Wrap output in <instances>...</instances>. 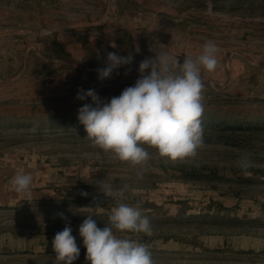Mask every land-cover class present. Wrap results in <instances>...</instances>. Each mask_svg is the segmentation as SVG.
I'll return each instance as SVG.
<instances>
[{
	"label": "rangeland",
	"instance_id": "rangeland-1",
	"mask_svg": "<svg viewBox=\"0 0 264 264\" xmlns=\"http://www.w3.org/2000/svg\"><path fill=\"white\" fill-rule=\"evenodd\" d=\"M209 40L218 64L202 72L195 157L148 148L133 166L92 145L77 118L91 98L78 89L110 101L145 58L182 63ZM108 52L134 59L100 81ZM21 171L33 177L25 194L11 184ZM103 183L123 198H106ZM120 202L139 204L153 234H116L146 244L155 264H264V0H0V264H59L52 239L66 223L73 264H88L79 225L92 216L103 228Z\"/></svg>",
	"mask_w": 264,
	"mask_h": 264
},
{
	"label": "clouds",
	"instance_id": "clouds-1",
	"mask_svg": "<svg viewBox=\"0 0 264 264\" xmlns=\"http://www.w3.org/2000/svg\"><path fill=\"white\" fill-rule=\"evenodd\" d=\"M135 51L138 53L139 48ZM218 51L217 45L209 40L199 55L185 56L182 63L167 53L145 58L139 63V78L134 85L110 101L102 99L95 89H78L77 100L91 98V103H84L78 109L77 117L87 138L94 147L111 152L118 160L133 166L147 164L151 158L148 148L171 161L195 157L205 143L201 119L204 112L202 72L216 69ZM133 59L132 54L120 56L108 52L105 66L96 69L97 79H109L115 70L130 65ZM237 163L242 170H247L253 163L251 155L242 154ZM142 174L143 170L138 173ZM32 182L31 174L23 171L11 179L14 190L20 194L29 192ZM98 189L106 198L124 195L123 189H114L109 183L99 185ZM59 215L66 219L62 213ZM86 217L78 232L86 248L88 264H155L146 244L116 234H153L151 221L139 204L120 202L111 209L103 228L98 227L92 216ZM52 249L59 264H73L79 258L80 248L70 223L54 235Z\"/></svg>",
	"mask_w": 264,
	"mask_h": 264
}]
</instances>
